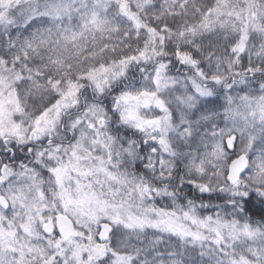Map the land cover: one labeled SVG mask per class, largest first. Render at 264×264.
Here are the masks:
<instances>
[{"label": "snow or ice", "instance_id": "1", "mask_svg": "<svg viewBox=\"0 0 264 264\" xmlns=\"http://www.w3.org/2000/svg\"><path fill=\"white\" fill-rule=\"evenodd\" d=\"M0 264H264V0H0Z\"/></svg>", "mask_w": 264, "mask_h": 264}]
</instances>
